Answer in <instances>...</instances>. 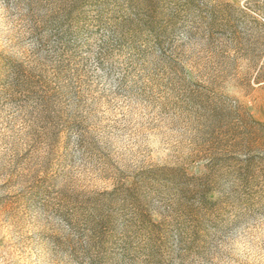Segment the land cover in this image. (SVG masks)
<instances>
[{"label":"rangeland","instance_id":"374dc122","mask_svg":"<svg viewBox=\"0 0 264 264\" xmlns=\"http://www.w3.org/2000/svg\"><path fill=\"white\" fill-rule=\"evenodd\" d=\"M0 264H264V0H0Z\"/></svg>","mask_w":264,"mask_h":264}]
</instances>
